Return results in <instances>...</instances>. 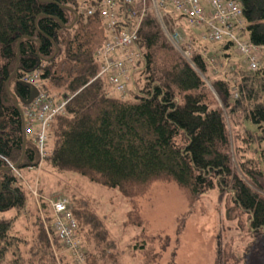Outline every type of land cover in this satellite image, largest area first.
<instances>
[{
  "label": "trees",
  "instance_id": "1",
  "mask_svg": "<svg viewBox=\"0 0 264 264\" xmlns=\"http://www.w3.org/2000/svg\"><path fill=\"white\" fill-rule=\"evenodd\" d=\"M95 1L0 0V167H8L0 170V210L17 212L12 218H0V264H79L67 250L58 259L54 254L43 227L44 216L50 222L53 217L48 201L41 202L42 215L37 209L31 236L13 231L14 219L27 210L32 192L9 163L19 162L18 168H25L39 161L29 134L23 149L22 104L20 109L6 87L17 66V44L23 35L37 39H21L18 70L9 80V84L14 81L13 90L27 98L29 88L22 79L41 69L42 88L62 92V96L53 93L61 99L70 97L65 113L54 119L50 129L55 138L49 155L53 167L78 172L128 196L160 178L175 181L188 199L217 185L221 195L228 191L235 205L247 212L249 231L260 240L264 237V71L239 62L229 66L228 79L215 74L205 55L222 54L208 49V42L200 43L195 33L183 32L188 38L178 43L189 50L187 57L148 7L139 27L144 58L133 65V69L140 66L121 93L105 78L95 77L100 66L95 49L106 30L100 16L87 15L79 6ZM237 1L251 41L264 46V0ZM60 4L75 8L78 16ZM163 18L169 31L173 20H183L175 11ZM220 44L223 55L235 48L230 40ZM128 91L132 99L126 98ZM71 209L85 251L81 264H123L91 199L73 196ZM148 264L156 263L148 260ZM215 264L225 263L219 256Z\"/></svg>",
  "mask_w": 264,
  "mask_h": 264
},
{
  "label": "rangeland",
  "instance_id": "2",
  "mask_svg": "<svg viewBox=\"0 0 264 264\" xmlns=\"http://www.w3.org/2000/svg\"><path fill=\"white\" fill-rule=\"evenodd\" d=\"M144 4L155 12L154 0H146ZM170 11H173L171 6L163 11V14ZM167 17L169 19L170 16ZM171 20L170 17L169 21ZM176 23L182 34L195 33L200 43L208 42L201 38V30L188 27L184 19ZM183 37L188 38L184 34ZM220 42L206 43L208 49L222 54L221 57L216 53L210 55L215 54L219 58L220 68L223 70H228L230 65L231 68L235 67L241 62L239 61L241 55L235 48L226 49L227 54L223 55V50H219ZM138 66L139 63L134 70ZM207 83L213 89L210 81ZM132 87L130 83L129 90ZM13 88L14 81H11L9 89L14 91ZM49 91L50 95L56 93L62 96V92L58 93L53 88ZM126 98L132 99L133 94L128 91ZM32 123L36 132L43 128V122L40 120ZM52 123L53 120L46 126L49 135L46 154L41 155L35 138L33 139L39 154L37 167L31 174L19 168L25 175H21L20 178L23 180H20L31 189L32 194L28 199L27 210L21 211L14 219V232L31 236L36 229L34 221L38 210L42 215L40 210L42 201L35 185L37 183L46 197L64 194L70 198L73 196L90 198L92 207L103 218L108 236L115 243L114 251L118 252L123 264H148V260L156 264H215L219 256L221 263L225 264H264V237L260 240L254 238L249 231L247 212L235 205L228 191L221 195L216 185L199 197L188 199L184 190L175 181L160 178L133 189V194L128 196L116 187L103 185L78 172L57 169L52 166L49 159L55 141L54 135L50 132ZM229 131L232 139L231 129ZM262 143L264 145V139ZM233 150L237 152L236 145L232 144ZM235 164L238 166L236 161ZM39 167L40 170H37ZM29 178L30 180H27ZM16 213L14 208L0 210V218H12ZM129 216L135 223L130 221ZM44 220L46 224H43V227L54 254L57 259L61 258L66 249L56 240L50 226L51 222L46 215ZM165 243H168L166 249ZM89 247L93 249L91 243ZM174 250L175 254L172 256Z\"/></svg>",
  "mask_w": 264,
  "mask_h": 264
},
{
  "label": "built area",
  "instance_id": "3",
  "mask_svg": "<svg viewBox=\"0 0 264 264\" xmlns=\"http://www.w3.org/2000/svg\"><path fill=\"white\" fill-rule=\"evenodd\" d=\"M96 0L91 5L80 3L82 11L87 15H98L102 18L106 37L95 54L100 61L96 77L105 78L116 90L124 93L127 82L134 71L133 65L143 59L144 54L138 42L139 27L146 12V0ZM172 10L182 15L184 22L191 28L201 30L200 36L208 42L232 41L235 50L241 56V63L250 70L264 71V46L254 43L246 28L244 10L237 0H154V8L160 15L163 11ZM157 13V12H156ZM170 37L178 42L183 34L173 20ZM243 35H246L244 38ZM189 48L191 42L189 41ZM189 55V50H185ZM206 54V60L215 74L225 76L227 69L220 68L219 58L215 54ZM41 69L26 74L23 79L40 87ZM232 95H238L233 81ZM69 98L57 101L45 90L40 89L38 95L24 105L25 132L35 138L38 151L46 154L48 133L46 126L56 116L65 113V105ZM42 121L43 128L36 132L32 121ZM37 193V192H36ZM52 209L51 229L64 248L70 252L79 264L85 261L83 242L78 233V222L71 209L68 196L57 195L47 198Z\"/></svg>",
  "mask_w": 264,
  "mask_h": 264
},
{
  "label": "water",
  "instance_id": "4",
  "mask_svg": "<svg viewBox=\"0 0 264 264\" xmlns=\"http://www.w3.org/2000/svg\"><path fill=\"white\" fill-rule=\"evenodd\" d=\"M43 1H50V0H43ZM60 5H61L62 7H66V8H68V9L72 10V11L75 13L76 17L78 16V11H77L75 8L70 7V6H68V5H65V4H60ZM155 11L157 12V15H158V18H159V20H160V22H161V25L163 26V28H164V30L166 31V33L169 35L170 33H169V31L167 30L166 25H165V23H164V21H163L161 15H160V13H158L157 8L155 9ZM35 24H36V21H35ZM68 26L71 27L72 24H70V25H68ZM24 37L37 39L36 37H32V36H29V35H23V36L19 39L18 44H17V46H18V52H17V66H16L14 72L11 73L9 79H8L7 82H6V87H7L8 91H10L11 94H12V96L15 97V102H16V104H17L19 107L21 106L20 102H21V103H28V102H30V101L32 100V98L35 97V96L38 94V92H39L38 88H37L34 84H32V83H30V82H26V81H23V82H24V83L28 86V88H29V95H28L27 98H21V97L18 95V93H17L16 90L12 91V90L9 89V80H10V78L14 75V73L18 70L19 55H20V49H19V47H20L21 39L24 38ZM173 42H174V44L178 47V49L181 50V51L185 54L184 50L181 48V46L179 45V43H177L176 41H173ZM19 100H20V102H19ZM20 109H21V107H20ZM21 118H22V123H23V127H24V115H23L22 110H21ZM26 139H27V136H26V133L24 132L23 149H25ZM23 153H24V150H23ZM22 158H23V154H22L21 159H22ZM18 165H19V162L13 164L12 166L9 165V167H10L11 169H14V168H17ZM7 168H8L7 166H2V167H0V170H1V169H7ZM1 190H2V185H1V181H0V192H1Z\"/></svg>",
  "mask_w": 264,
  "mask_h": 264
},
{
  "label": "crops",
  "instance_id": "5",
  "mask_svg": "<svg viewBox=\"0 0 264 264\" xmlns=\"http://www.w3.org/2000/svg\"><path fill=\"white\" fill-rule=\"evenodd\" d=\"M235 58H237V59H235ZM234 59L237 61L238 60V57L236 56ZM239 61H241V57H240V60ZM37 167V165L36 166H27V167H25V168H23L24 169V171H26V172H28L29 174H31L32 173V171L35 169ZM41 167V166H40ZM40 167H39V169H37V170H40ZM20 173H21V170H20ZM20 175H23V176H25L24 174H20ZM22 176V177H23ZM21 177V176H20ZM19 177V178H20ZM31 177V176H30ZM20 179H22L23 180V178H20ZM27 180H30V178L29 179H27ZM39 183V182H38ZM36 186H37V189L39 190L38 191V193H39V197H40V201H46V199L48 198V197H46V195H44L42 192H41V189H40V187L37 185V183L35 184ZM34 185V186H35ZM31 186V185H30ZM41 193V194H40ZM32 200H33V198H32ZM34 202V201H33Z\"/></svg>",
  "mask_w": 264,
  "mask_h": 264
}]
</instances>
